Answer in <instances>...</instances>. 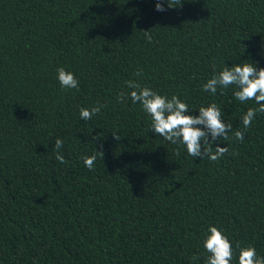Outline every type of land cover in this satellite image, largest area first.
Returning a JSON list of instances; mask_svg holds the SVG:
<instances>
[{"label": "trees", "instance_id": "trees-1", "mask_svg": "<svg viewBox=\"0 0 264 264\" xmlns=\"http://www.w3.org/2000/svg\"><path fill=\"white\" fill-rule=\"evenodd\" d=\"M156 2L0 0V264H207L209 225L232 264L245 246L264 257V113L237 141L254 101L201 87L225 62L264 67V0ZM60 67L78 89L61 87ZM128 80L191 110L217 103L228 151L202 160L152 133L117 98Z\"/></svg>", "mask_w": 264, "mask_h": 264}, {"label": "clouds", "instance_id": "clouds-1", "mask_svg": "<svg viewBox=\"0 0 264 264\" xmlns=\"http://www.w3.org/2000/svg\"><path fill=\"white\" fill-rule=\"evenodd\" d=\"M156 10L164 11V3L157 0ZM140 76V72L136 73ZM57 80L62 88L78 89L79 79L72 71L64 67L57 69ZM130 92L118 94V100L123 103L130 99L133 104H139L143 112L151 120L150 131L155 135L163 137L173 145H182L187 154L202 160L207 157L216 161L223 157L228 151L227 146H221V140L229 139V133L233 132L232 125L224 120L221 107L217 103L202 105L198 109L191 110L189 105L177 95L161 94L149 86H141L136 80L125 81ZM232 87L234 98L241 104L254 101L256 107H249L242 116V129L234 132L237 141H243L245 133L259 113H264V67L259 62L251 60L233 63L229 66L226 62L219 70H214L212 76L202 84V90L213 96L218 90ZM103 105L97 104L91 108H81L79 116L84 121L92 120L102 111ZM198 110V113L196 112ZM63 141L57 138L55 150L57 158L63 160L59 155L63 147ZM209 145L215 148L212 150ZM96 156H86L84 164L92 169ZM203 247L208 253L207 264H232L233 244L225 232L215 225H209L203 239ZM238 264H264V257L257 254L253 246L240 248Z\"/></svg>", "mask_w": 264, "mask_h": 264}]
</instances>
